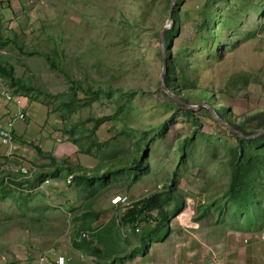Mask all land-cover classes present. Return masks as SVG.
<instances>
[{"label": "rangeland", "instance_id": "rangeland-1", "mask_svg": "<svg viewBox=\"0 0 264 264\" xmlns=\"http://www.w3.org/2000/svg\"><path fill=\"white\" fill-rule=\"evenodd\" d=\"M170 3L0 0V65L11 67L14 77L35 88L20 94L34 108L26 117L34 131L13 139L12 157H0V264H35L33 258L40 255L45 258L42 264H53L57 253H49L50 248L63 253L73 247L80 232L92 233L97 241L105 229L108 240L116 239V229L124 235L119 238V253L128 254L155 223L148 219L138 224V230L122 226L124 209L170 185L184 208L172 212L174 203L167 205L178 226L167 238L169 246L175 247L178 240L186 243L190 236L202 239L205 229L218 238L245 223L242 215L230 218L226 211L236 204L225 202L224 194L238 144L209 117L203 108H213L198 91H206L213 105L228 107L234 121L264 111V0H212L209 6L205 0H176L169 18ZM176 26L170 53L177 57L176 72L184 68L192 84L177 91L166 89L178 97L189 95L192 105H202L190 109L196 121L159 90L158 36L164 27ZM204 28L212 30V38ZM3 92L13 95L0 77ZM68 103L73 104L66 107ZM108 116L111 119L89 135L93 125L89 119ZM35 146L57 162L64 160L107 178L83 189L65 173L58 178L45 173L42 180H50L46 185L25 182L51 169ZM243 151L248 163L245 183L257 189L256 213L263 218L264 143ZM20 160L30 165L29 177L15 173ZM134 160L140 162L138 169ZM110 169L116 173H108ZM244 189L233 197L243 207ZM122 197L127 205L119 202ZM216 221L226 227L210 230ZM156 227L150 242L147 238L148 246L168 236L165 228ZM144 247L139 244L135 252L143 254ZM174 260L173 256L172 264H177Z\"/></svg>", "mask_w": 264, "mask_h": 264}, {"label": "trees", "instance_id": "trees-1", "mask_svg": "<svg viewBox=\"0 0 264 264\" xmlns=\"http://www.w3.org/2000/svg\"><path fill=\"white\" fill-rule=\"evenodd\" d=\"M206 4L209 6L210 2L212 0H205ZM216 14L218 15V12L216 11ZM172 19L176 22V13L174 12L172 15ZM177 26L176 28H170L164 32V46L167 51L166 53V73L163 78V86H165L169 91H177L181 86H185L187 84H192L189 80L186 79V71L184 68L180 67L179 72H176V64H177V57H172L170 53V44L172 36L176 34ZM204 31L207 33V38H212L214 33L211 29L204 28ZM159 37V36H158ZM160 43V41H159ZM160 51V50H159ZM160 53V52H159ZM48 60V56H46ZM0 77L4 79V81L7 83V86L11 89L13 95H20V94H29L33 93L35 91V88L32 86L31 83H28L27 81L21 80L20 78H16L13 75V71L11 67H3L0 65ZM159 90L161 93H164L161 87H159ZM200 98L205 102L208 103L213 109L210 111L207 108H203L209 117L218 125H220L222 128L227 130L229 134L236 140L238 147L235 150V153L232 154L231 158V175H230V181L228 184V187L226 191H224L225 194V202L232 205V203L236 204V207L233 209H228L226 212L231 216L230 218L233 220L235 217H238L240 215L243 216L242 220H244L245 223H243V226H235L234 228L237 230H243L250 231V230H262L264 228V217L260 218L258 213L256 211L259 210V198L255 195L257 189L251 190L250 187H248L247 183H245V180H247V172L246 166V151L244 152V147L247 149L252 148L256 144L264 143V134L258 135L256 137H252L259 131L264 130V111L251 113L248 115H242L239 117L238 121H234V119H231V113L229 112L228 107H223L221 105H213V102L211 101L210 97L208 96V93L206 91H198ZM120 94L123 96L124 93L120 92ZM165 94V93H164ZM166 98L177 108L181 109L184 113V115L189 118L190 120L196 121L194 119V111L187 109L183 105L176 103L171 97H169L167 94H165ZM189 95H181L179 99L184 102L185 104L192 105V103L189 101ZM73 103H68L65 105L66 107L72 106ZM212 112L216 115L217 119L212 115ZM111 117H99V118H92L89 119L92 121V129L89 131V135H93L95 130L98 129V127L105 121L110 120ZM228 124L231 126L235 131L242 134L243 137H239L234 132L230 131L228 128L225 127V124L220 123V121ZM165 125V124H164ZM93 146H98L96 143H92ZM100 146V145H99ZM34 150L38 154L39 157L47 159L48 160V167L51 169L48 171H39L34 175V178L32 180H25V182L29 183H35L36 181H43L42 178H44L45 173L47 175L51 176L52 178H58L61 173H65L68 176H71V179L76 184H82L81 189H83V186H87V188H90L93 186V183L101 184L103 181L107 178V175H103L101 177H96L95 175H90L89 171L85 168L74 166L69 164L68 162L62 160V161H56L53 156L50 154L44 153L39 147L35 146ZM89 150V148H88ZM87 153V151H85ZM140 165L139 161L134 160L133 166L138 169ZM116 173L115 169H110L108 173ZM10 175V174H7ZM23 182V181H19ZM15 182V184L20 185L21 183ZM172 183H174V180H172ZM245 187L244 192L247 194L246 199L244 200L245 207L240 205V203H237L233 200V197L235 194H237L240 191V188ZM173 204L172 212L180 211L184 208V204L181 201V198L177 195H173L172 186L170 185L167 189V191L162 192H156L151 194L150 196H147L146 198H142L140 200H137L133 202L131 205L126 207L120 217V223L122 226L130 227L131 230H138V224L139 223H148V219L154 221L155 227L157 225V229L159 226L162 228H165L164 233H167V227H168V221H169V214L166 211L167 205ZM256 213V214H255ZM151 214H155L154 217H151ZM255 214V216H254ZM98 214H96L97 217ZM202 216H200L201 218ZM263 220V223H258V220ZM156 220V221H155ZM222 220V219H221ZM217 224L224 222L222 221H216ZM215 222V223H216ZM226 226V225H225ZM155 227L147 229L146 232H143V236L141 239H139V244L144 245V249L146 250L147 247H149L146 243L147 238L150 240V236L156 234ZM245 227V228H243ZM149 230V231H148ZM145 234V235H144ZM164 234V235H165ZM146 236V237H145ZM78 238V237H77ZM73 248L77 250H83L90 254H97L98 249L92 250L91 246L85 242L84 240H75L72 242Z\"/></svg>", "mask_w": 264, "mask_h": 264}, {"label": "crops", "instance_id": "crops-1", "mask_svg": "<svg viewBox=\"0 0 264 264\" xmlns=\"http://www.w3.org/2000/svg\"><path fill=\"white\" fill-rule=\"evenodd\" d=\"M1 94V93H0ZM27 106L25 110L26 117H28L34 110ZM18 111V108L12 103H8L1 94L0 97V127L5 125L8 118ZM8 117V118H7ZM34 131V124L30 121L15 120L12 129L13 139H17L24 136H30ZM16 145V144H15ZM13 151H9L8 146L0 143V157L9 156L12 157ZM197 220V218L195 219ZM176 221H173L169 216L167 237L165 240L152 243L146 248L143 254L135 252L139 242H134L130 247L128 254L119 253L121 249V243H119L120 234L116 229V239L108 240L105 236V230L101 231L102 237L95 241L94 244H89L92 250L98 249L99 254H90L83 250H77L75 248H66L63 253L57 251V255L69 256L71 260L68 264H172L173 256L177 264H264V232L258 230L245 231V234H241L236 230L227 231L228 233L222 234L216 238L205 229V233L202 239L191 237L188 242L178 240L175 247L169 246V241L172 237V233L176 225ZM223 227L225 225L213 223V227H209L210 230L215 231V227ZM202 227V226H201ZM234 231V232H233ZM178 238L183 237V233L177 231ZM113 248L117 249V252L110 251ZM106 249V251H104ZM124 251V250H121ZM159 251V252H156ZM78 253V254H77ZM84 254V259L79 258V254ZM107 253V254H106ZM105 256V257H103ZM153 256L155 258L153 259ZM31 257V256H30ZM89 258L90 262H85V258ZM32 258V257H31ZM54 257L52 259V262ZM35 258H33V262Z\"/></svg>", "mask_w": 264, "mask_h": 264}, {"label": "built area", "instance_id": "built-area-1", "mask_svg": "<svg viewBox=\"0 0 264 264\" xmlns=\"http://www.w3.org/2000/svg\"><path fill=\"white\" fill-rule=\"evenodd\" d=\"M3 98L6 102L14 104L18 108V112L16 114H13L10 118H8L5 125H2L0 127V143L2 145L8 146L9 151H12L14 149L15 145L13 143V136H12V129L13 124L15 120L25 121L26 120V114L25 110L27 108V100L23 96L20 95H11L7 92L2 93ZM25 157V155H22ZM21 161V160H20ZM15 173L18 175H21L23 177H29L30 176V165L24 162L23 160L17 165V167L14 169ZM70 182V178L67 179V183ZM42 184H50L49 179H44ZM127 199L125 197H122L119 199V202L122 205H127L126 203ZM137 230V229H136ZM78 240H84L85 242L89 244H94L95 240L90 232H81L78 236ZM49 253L55 254V248L52 247L49 249ZM81 258V255L79 256ZM71 258L69 256H62V255H56L53 264H68ZM45 261V258L40 255L38 257V260L35 259V264H42Z\"/></svg>", "mask_w": 264, "mask_h": 264}, {"label": "water", "instance_id": "water-1", "mask_svg": "<svg viewBox=\"0 0 264 264\" xmlns=\"http://www.w3.org/2000/svg\"><path fill=\"white\" fill-rule=\"evenodd\" d=\"M176 3V0H171V3H170V8H169V18H170V14L173 10V6L175 5ZM169 27H164L162 29V31L160 32L159 34V41H160V48H159V54H160V58H161V64H162V67H161V73H160V78H159V83H160V87L163 91H165L169 97H171V99H173L176 103H179L181 105H183L184 107H186L187 109H196L202 105H199V106H195V105H188V104H185L184 102H182L178 96L176 95H173V93L169 92L165 86H163V78L165 76V72H166V54H165V46H164V32L168 29ZM205 107V105H203ZM217 119V118H216ZM220 121V120H219ZM220 123H224L222 121H220ZM226 125V127L234 132L236 135H238L239 137H243L242 134H240L239 132L235 131L231 126H229L228 124L224 123ZM264 134V130L262 131H259L258 133H256L255 135L251 136L252 137H256L258 135H262Z\"/></svg>", "mask_w": 264, "mask_h": 264}, {"label": "bare ground", "instance_id": "bare-ground-1", "mask_svg": "<svg viewBox=\"0 0 264 264\" xmlns=\"http://www.w3.org/2000/svg\"><path fill=\"white\" fill-rule=\"evenodd\" d=\"M13 105V104H12ZM29 106V105H28ZM28 108V107H27ZM8 118V117H7ZM81 233V232H80ZM82 241V240H81Z\"/></svg>", "mask_w": 264, "mask_h": 264}]
</instances>
